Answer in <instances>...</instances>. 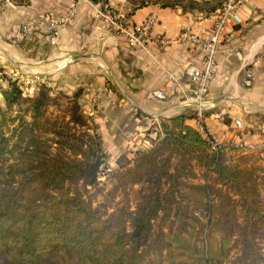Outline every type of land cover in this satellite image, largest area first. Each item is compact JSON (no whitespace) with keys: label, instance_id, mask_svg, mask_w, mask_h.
<instances>
[{"label":"crops","instance_id":"1","mask_svg":"<svg viewBox=\"0 0 264 264\" xmlns=\"http://www.w3.org/2000/svg\"><path fill=\"white\" fill-rule=\"evenodd\" d=\"M141 1L147 0H108L103 8L127 15L132 4ZM193 1L218 8L202 13L182 4L172 8L146 4L125 15L115 29L99 15L102 6L90 0H12L7 5L0 0V49L14 63L23 60L47 68L58 89L83 88L80 102L87 113H91L87 103L98 100L93 120L110 160L130 155L133 146L141 150L152 145L161 136L159 119L177 115L190 116L186 124L204 138L206 134L216 138L223 151L234 156L259 153L264 159V0H241L234 10L239 22H226L211 83L200 99L185 71L201 67V51L180 35L188 29L207 39L224 0ZM72 8L75 14L60 28L58 45H50L48 23ZM151 16L154 23L143 45L129 47L128 36ZM20 25L31 26L34 33L14 40ZM160 39L171 44L163 47ZM153 92H162L165 98L156 99ZM120 129L138 139L123 143Z\"/></svg>","mask_w":264,"mask_h":264},{"label":"trees","instance_id":"2","mask_svg":"<svg viewBox=\"0 0 264 264\" xmlns=\"http://www.w3.org/2000/svg\"><path fill=\"white\" fill-rule=\"evenodd\" d=\"M90 1L101 5L103 11L113 13L110 8H103L108 0ZM182 1L189 2L191 7L183 6ZM146 4L162 8L182 4L186 10L202 13L218 8L206 1L147 0L132 4L126 16ZM199 6L203 8L198 9ZM222 8L220 4L219 9ZM3 95L9 107L12 101L8 95L16 99L19 91L12 87L10 94L5 92ZM46 99L47 95L41 92L38 98L30 101L32 117L43 114L41 108L45 106ZM75 110L77 115L73 119L80 126H87L78 108ZM190 118L177 115L161 120V138L149 150L135 152L132 165L120 167L114 172V177L120 182H139L165 155V163L172 159L176 162L172 175L176 188L188 189L191 196L204 199L219 195L216 188L219 185L235 197V213L246 233L252 227H264V205H261V192L254 183L257 175L264 174V159L259 153L244 154L233 164L223 163V150L211 152L209 141L186 124ZM94 132L95 148L91 149V160L84 158L76 163L56 161L52 166L39 170L9 168L6 175L16 187L0 192V264H42L56 260L58 255L63 257L65 253L69 255L64 260L65 264H223L230 234L218 226L214 218L217 212H222L221 205L208 206L206 222L199 229L204 236L201 245L191 234L169 230V240L162 242L165 255L159 257H147L142 252L131 250L118 228L90 212L85 200L71 185L79 180H84L86 185L96 181L104 151L97 128ZM7 143L8 139L0 132V156L7 150ZM191 180H197V183L185 182ZM143 227L144 221L138 222V231Z\"/></svg>","mask_w":264,"mask_h":264},{"label":"rangeland","instance_id":"3","mask_svg":"<svg viewBox=\"0 0 264 264\" xmlns=\"http://www.w3.org/2000/svg\"><path fill=\"white\" fill-rule=\"evenodd\" d=\"M182 4L191 7L189 2L182 1ZM123 21L118 18L113 20L116 26L110 25L116 29ZM5 41L11 44V41ZM12 59L0 49V132L8 139L7 150L0 156V192L16 187L6 175L10 167L39 170L52 166L56 161L76 163L84 158L91 160V149L95 148L92 136L95 135L94 128H97L93 116L96 114L94 111L98 112V100L87 103L91 112L89 114L84 107L86 104L80 102L83 88H76L72 92L58 89L47 68L23 60L14 63ZM12 87L18 89L19 96L13 99L8 95L12 101L8 107L3 93L10 94ZM41 92L47 95L45 106L41 108L43 114L34 118L30 101L38 98ZM75 108H78V113L89 128L80 126L73 119L77 115ZM119 132H122L121 139L125 144L138 139V135L123 129ZM98 134L100 136L99 130ZM156 142L141 150L138 147L134 150L135 147L131 146L128 150L130 155H122L115 160H110L103 147L104 156L95 183L86 185L84 180H79L71 188L81 195L93 215L122 232L131 250L142 252L147 257L165 255L162 242L169 240V230H179L185 235L188 233V236L191 234L201 245L204 236L199 229L206 222L205 216L210 210L208 206L221 205L222 212H217L214 218L218 226L230 234L228 253L223 264H264V227L255 226L246 233L241 219L235 213V197L219 185L216 186L219 195L204 199L191 196L188 189L176 188L172 179L176 162L172 159L165 163V155L139 182H120L114 177L117 169L132 165L135 152L149 150ZM221 157L223 163L233 164L239 156L222 151ZM185 182L196 184L197 180ZM254 183L261 192V205H264V174L257 175ZM141 221H144V227L138 231V222ZM216 240H219V235ZM181 256L185 257L186 254ZM68 257L65 253L63 257L58 255L56 260L42 264H65L64 260ZM72 258L75 263V257Z\"/></svg>","mask_w":264,"mask_h":264},{"label":"built area","instance_id":"4","mask_svg":"<svg viewBox=\"0 0 264 264\" xmlns=\"http://www.w3.org/2000/svg\"><path fill=\"white\" fill-rule=\"evenodd\" d=\"M4 4H10L12 0H3ZM241 2V0H224V6L220 10V14L216 22L214 23L213 29L211 31V34L208 36L207 39H200L192 34H190V31L188 29H185L182 31L180 35L181 39H186L190 42L193 46H198L201 51V67H193L190 66L186 69V75L190 77L191 81L195 84V94L198 99L204 97V95L207 93L208 87L211 83L213 72L216 66L217 61V54L219 51V44L221 37L223 35V30L226 22H228L230 19L234 20L235 22H239V19L237 15L235 14L234 10L236 9L237 5ZM109 9L107 6L105 8ZM75 14V9H70L65 17L51 21L48 23L47 28L49 29V35L47 37L49 44L52 46H57L59 42V30L61 27H63L69 19H71ZM102 18H105L109 21L110 24L115 25L116 23L113 22V20H116L119 18L124 19V12L120 11L117 13H111L109 11H101L99 14ZM154 23V17H149L143 26L135 31V33L128 36L127 45L129 47H136V46H142L143 42L146 39V36L148 34V31L151 27V25ZM120 28V26L116 27ZM34 28H32L29 25H21L17 27L14 31V37L16 39H25L29 36H31L34 33ZM162 46L167 47L171 44V40L169 39H160ZM250 77V75H248ZM152 96L156 99L162 100L165 98V95L162 92H153ZM201 107L198 106L197 111V117L201 116ZM235 125L237 127H240V122L238 120L235 121ZM198 128L201 130V125L197 122ZM205 138L209 141L210 144V150L213 153H216L220 149L219 141L210 136L207 135Z\"/></svg>","mask_w":264,"mask_h":264}]
</instances>
